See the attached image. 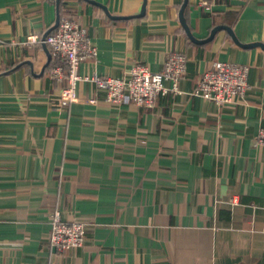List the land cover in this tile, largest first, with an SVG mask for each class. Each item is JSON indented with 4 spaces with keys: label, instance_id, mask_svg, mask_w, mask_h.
Returning a JSON list of instances; mask_svg holds the SVG:
<instances>
[{
    "label": "crops",
    "instance_id": "0c3cea01",
    "mask_svg": "<svg viewBox=\"0 0 264 264\" xmlns=\"http://www.w3.org/2000/svg\"><path fill=\"white\" fill-rule=\"evenodd\" d=\"M185 2L0 0V264H264V0ZM62 17L98 49L81 75L158 72L178 53V89L143 108L80 81L61 104L66 61L26 40ZM216 61L249 67L245 98L195 94ZM53 211L85 223L83 247L51 246Z\"/></svg>",
    "mask_w": 264,
    "mask_h": 264
},
{
    "label": "built area",
    "instance_id": "2783aa9c",
    "mask_svg": "<svg viewBox=\"0 0 264 264\" xmlns=\"http://www.w3.org/2000/svg\"><path fill=\"white\" fill-rule=\"evenodd\" d=\"M210 8L207 1L200 3ZM44 43L56 59L65 60L68 73L62 66H55L51 76L58 82L68 81L59 95L61 104H70L78 99L77 85L80 81L93 83L103 94L104 100L111 105H120L126 101L143 108H153L161 94L178 89V81L187 70V59L182 54H170L164 62L163 69L153 72L148 65L135 64L124 76L80 74L81 66L98 55L97 46L90 39L87 29L74 23L68 17H62L58 30L43 39L37 34L27 37V44ZM249 67L233 62H214L199 77L195 94L205 100L213 101L219 106H227L246 97ZM171 83L168 87L166 84ZM92 103L96 99L89 100ZM257 143L264 146V128L260 129ZM51 233L48 240L58 252H66L83 247L86 241L87 227L82 221H65L59 211H53L50 217Z\"/></svg>",
    "mask_w": 264,
    "mask_h": 264
},
{
    "label": "water",
    "instance_id": "95a60500",
    "mask_svg": "<svg viewBox=\"0 0 264 264\" xmlns=\"http://www.w3.org/2000/svg\"><path fill=\"white\" fill-rule=\"evenodd\" d=\"M186 3H187V0H186L185 4H186ZM145 10H146V1H145L144 5H143L142 12H141L140 16H143V15H144ZM57 25H58V24H57Z\"/></svg>",
    "mask_w": 264,
    "mask_h": 264
},
{
    "label": "trees",
    "instance_id": "16d2710c",
    "mask_svg": "<svg viewBox=\"0 0 264 264\" xmlns=\"http://www.w3.org/2000/svg\"><path fill=\"white\" fill-rule=\"evenodd\" d=\"M62 15V14H61ZM65 61V60H64Z\"/></svg>",
    "mask_w": 264,
    "mask_h": 264
}]
</instances>
